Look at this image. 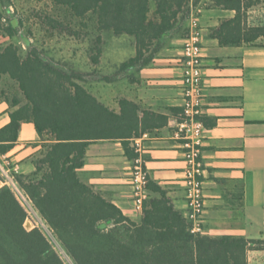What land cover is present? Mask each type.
Listing matches in <instances>:
<instances>
[{"label":"trees","instance_id":"16d2710c","mask_svg":"<svg viewBox=\"0 0 264 264\" xmlns=\"http://www.w3.org/2000/svg\"><path fill=\"white\" fill-rule=\"evenodd\" d=\"M45 4L44 22L49 39L65 33L79 41L81 30L94 18L98 32L134 38L136 54L113 77L117 81L131 69L150 66L163 49V41L178 34L188 20L191 0H29ZM16 0H0V32L8 38L0 47V101L11 105L10 123L0 129V155L17 145L24 124H33L42 142L33 160L34 170L15 176L18 187L42 218L54 238L75 264H248L251 249H263L264 241L192 234L191 224L177 210L167 192L149 178L151 197L137 222L83 183L79 170L87 148L98 141H119L128 159L138 154L134 142L146 134L185 121L183 110L171 116L157 113L127 99L118 111L101 102L84 85L86 76L49 56L46 49L31 46L24 52L14 41L24 29V19L14 9ZM258 0H215L224 10L236 12L213 31L221 46L262 47L264 25L249 26L248 12ZM13 9V10H12ZM57 10V17L53 14ZM61 13L65 16H61ZM35 22V21H34ZM33 22V23H34ZM41 23V22H40ZM38 23L35 22V26ZM39 25V24H38ZM68 32V33H67ZM185 35L188 29L185 26ZM35 37L34 30L30 31ZM92 49L98 65L103 38ZM19 91L10 99L2 78ZM8 90L12 93V91ZM207 128L213 127L202 118ZM1 179V178H0ZM2 180V179H1ZM28 209L5 185L0 188V264H64L47 236L38 228L26 229Z\"/></svg>","mask_w":264,"mask_h":264},{"label":"crops","instance_id":"0c3cea01","mask_svg":"<svg viewBox=\"0 0 264 264\" xmlns=\"http://www.w3.org/2000/svg\"><path fill=\"white\" fill-rule=\"evenodd\" d=\"M253 13L260 11L257 7L249 10L248 25L258 26L261 21L254 19ZM235 16V11L224 10L213 0L201 18L203 118L214 124L206 127L203 146L206 170L204 235L264 241V46L220 45L213 31L224 20ZM187 25L186 22L178 34L163 41V49L150 66L131 69L114 82L103 81L107 84V91L115 96L111 97L114 105L92 94L116 111L118 101L127 99L171 116L172 108H181L182 57ZM259 43L264 45V39ZM104 45L100 62L94 65L99 71L102 64L108 63L103 57ZM128 60L117 66L115 73L105 77L115 76ZM1 84L6 96L12 98L8 84L12 87L14 83L4 76ZM10 112V103L2 99L0 129L10 123ZM140 140L150 180L167 192L176 209L185 216L187 205L182 185L185 164L181 141L174 137V130L167 127L146 134ZM41 144L33 124H24L16 147L8 154L0 155V162L8 157L19 165L21 174H28L34 170L32 163ZM132 169L133 163L126 156L121 142L98 141L87 148L85 165L78 173L83 183L116 205L125 216L138 222L142 215L133 209ZM3 185L1 181L0 187ZM150 197H153L151 192ZM247 258L248 264H264V248L249 250Z\"/></svg>","mask_w":264,"mask_h":264},{"label":"built area","instance_id":"2783aa9c","mask_svg":"<svg viewBox=\"0 0 264 264\" xmlns=\"http://www.w3.org/2000/svg\"><path fill=\"white\" fill-rule=\"evenodd\" d=\"M213 0H191L187 20V36L183 46V87L181 109L185 121L174 130V137L181 141L184 149V171L182 185L186 199L185 217L191 224L192 234H204L205 221V162L203 146L207 128L202 120L204 112V56L203 28L201 18L204 10ZM134 148L139 155L133 163L131 172L132 204L138 215L143 214L145 203L151 198L148 189L149 173L142 157L143 147L140 139L135 140ZM20 174V168L8 157L0 162V178L3 186L7 185L17 194L23 205H29L21 192L15 176Z\"/></svg>","mask_w":264,"mask_h":264},{"label":"rangeland","instance_id":"374dc122","mask_svg":"<svg viewBox=\"0 0 264 264\" xmlns=\"http://www.w3.org/2000/svg\"><path fill=\"white\" fill-rule=\"evenodd\" d=\"M259 2L260 3L255 7H257V11H260V13H253L251 16L255 17L254 19L258 18V22L261 21L260 23L264 25V0H259ZM14 9H16L19 16L24 19L25 27L21 31L19 37L14 40L24 52L29 51L31 46H36L41 50L46 49L49 56H52L57 62H61L67 68L76 72L83 73L84 76H86L84 85L88 91L98 97H102L106 103L114 105V103L111 102V97L115 96L107 91V84L103 82V77L115 73L117 66L135 55L136 48L134 38L128 35H115L111 31L98 32L95 19L88 18L86 20L87 25L85 26L81 25L78 21H75L71 26L75 28V30H81L80 33H82L83 36L79 41L70 37L68 32V34H66V32L57 34L56 38L49 39V35L45 31L46 26L41 25L44 22V12L46 11L45 4H37L29 0H16ZM53 14L57 17V10L55 12L53 11ZM61 16L63 17L65 15L61 13ZM34 21L39 25L37 24L35 26ZM31 30H34L35 37L31 35ZM99 36L103 38L102 47L105 43L104 61H108L106 65L102 64L100 67L102 72L101 70L95 69L94 64L91 62L92 49L96 46L95 42ZM8 42H10L9 39L6 40L0 32V47L5 46ZM28 42L31 46L28 45ZM8 88H11L9 84ZM11 91L14 95L15 93H19L17 88ZM24 206L29 212V218L26 222V224L28 222L31 223V228L29 229L38 227L50 240L63 259L64 264H75L60 243L54 238L42 218L32 206L27 204Z\"/></svg>","mask_w":264,"mask_h":264},{"label":"water","instance_id":"95a60500","mask_svg":"<svg viewBox=\"0 0 264 264\" xmlns=\"http://www.w3.org/2000/svg\"><path fill=\"white\" fill-rule=\"evenodd\" d=\"M0 183H1V181H0ZM29 228H31V223H30V222H28V223L26 224V229L31 230V229H29Z\"/></svg>","mask_w":264,"mask_h":264}]
</instances>
